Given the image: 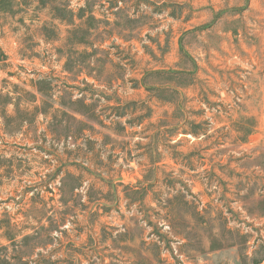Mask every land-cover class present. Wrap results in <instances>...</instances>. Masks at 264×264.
I'll list each match as a JSON object with an SVG mask.
<instances>
[{"label": "rangeland", "instance_id": "obj_1", "mask_svg": "<svg viewBox=\"0 0 264 264\" xmlns=\"http://www.w3.org/2000/svg\"><path fill=\"white\" fill-rule=\"evenodd\" d=\"M0 264L264 261V0H10Z\"/></svg>", "mask_w": 264, "mask_h": 264}, {"label": "trees", "instance_id": "obj_2", "mask_svg": "<svg viewBox=\"0 0 264 264\" xmlns=\"http://www.w3.org/2000/svg\"><path fill=\"white\" fill-rule=\"evenodd\" d=\"M10 0H0V14L6 13V6L9 4Z\"/></svg>", "mask_w": 264, "mask_h": 264}, {"label": "crops", "instance_id": "obj_3", "mask_svg": "<svg viewBox=\"0 0 264 264\" xmlns=\"http://www.w3.org/2000/svg\"><path fill=\"white\" fill-rule=\"evenodd\" d=\"M260 264H264V261L262 263H260Z\"/></svg>", "mask_w": 264, "mask_h": 264}]
</instances>
